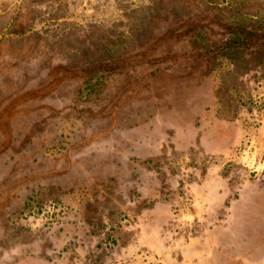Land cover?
Here are the masks:
<instances>
[{"label":"rangeland","instance_id":"1","mask_svg":"<svg viewBox=\"0 0 264 264\" xmlns=\"http://www.w3.org/2000/svg\"><path fill=\"white\" fill-rule=\"evenodd\" d=\"M0 264H264V0H0Z\"/></svg>","mask_w":264,"mask_h":264}]
</instances>
